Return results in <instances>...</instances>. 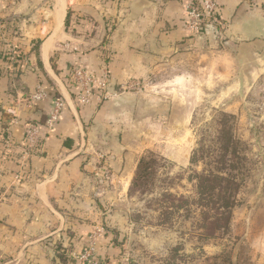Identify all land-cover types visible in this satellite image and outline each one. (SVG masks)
I'll use <instances>...</instances> for the list:
<instances>
[{
	"label": "crops",
	"instance_id": "obj_1",
	"mask_svg": "<svg viewBox=\"0 0 264 264\" xmlns=\"http://www.w3.org/2000/svg\"><path fill=\"white\" fill-rule=\"evenodd\" d=\"M192 1L200 0H0V140L22 142L28 124L44 128L63 103L43 150L24 165L16 148L3 158L0 144V264H67L61 256L85 244L90 210L127 197L154 103L179 110L217 60H264V7L217 0L226 24L218 39L187 33ZM11 46L27 55L15 67L1 59ZM75 66L98 79L107 72L115 96L81 104ZM38 86L47 97L31 100Z\"/></svg>",
	"mask_w": 264,
	"mask_h": 264
},
{
	"label": "rangeland",
	"instance_id": "obj_2",
	"mask_svg": "<svg viewBox=\"0 0 264 264\" xmlns=\"http://www.w3.org/2000/svg\"><path fill=\"white\" fill-rule=\"evenodd\" d=\"M247 62L217 60L216 72L197 74L196 95L179 110L160 113L154 103L157 121L138 144L156 160L154 174L115 205L90 210L86 238L104 229L101 256L111 250L113 264H264V60ZM202 174L235 182L231 226L214 235L207 221L216 204L198 193ZM87 240L71 247L67 264H79L74 255Z\"/></svg>",
	"mask_w": 264,
	"mask_h": 264
},
{
	"label": "built area",
	"instance_id": "obj_3",
	"mask_svg": "<svg viewBox=\"0 0 264 264\" xmlns=\"http://www.w3.org/2000/svg\"><path fill=\"white\" fill-rule=\"evenodd\" d=\"M254 8H263L264 0H246ZM226 24L222 17L220 6L217 0H200L199 2H189L185 7V30L189 34H201L206 32L207 34H214L216 38L221 39L223 30H225ZM18 47L11 46L8 49V55L10 56L11 66L14 63H21L18 60ZM69 76L71 82L76 87L78 92V99L83 105H90L93 102H103L115 96L110 91V80L108 73L106 72L102 78H99L90 73L86 68L82 66H75L69 70ZM47 97V94L43 87L38 86L35 93L32 95L31 100L41 101ZM63 110V103L61 101H55L53 108L49 114V118L45 127L38 124H28L25 127L24 140L18 144L8 137L5 142L7 151L11 149H17L19 151V159L22 165L27 160L38 154L43 150L48 133L53 131L59 122L61 113ZM105 235L103 228H98L88 235L87 246L79 254H75L76 260L79 264H106L104 258L99 252V240Z\"/></svg>",
	"mask_w": 264,
	"mask_h": 264
},
{
	"label": "trees",
	"instance_id": "obj_4",
	"mask_svg": "<svg viewBox=\"0 0 264 264\" xmlns=\"http://www.w3.org/2000/svg\"><path fill=\"white\" fill-rule=\"evenodd\" d=\"M38 46V44H36ZM18 60H24L25 56L27 55L24 54L22 49L18 48ZM3 60H6L7 62L10 61V56L8 55V51H6L3 54V57L1 58ZM20 65L17 62L14 63V67ZM2 141V142H1ZM3 143V144H2ZM1 146H5V138L0 140ZM17 155V150H11L10 152L3 151L2 156L3 158H11L14 159L15 156ZM193 162L197 161L196 157V152L193 155L192 158ZM156 164L155 159H151L148 161L146 158H142L139 166L137 173L132 181L131 188H130V193L134 192L135 188L139 186H145V184L149 181V178L154 174V172H151L150 170L153 169V167ZM198 193L201 196V199H205L210 197L212 201H214V207L216 209L215 214L210 216L208 221H207V227L211 228L212 227V232L211 235H214L217 232L220 231H226L230 228L231 226V209L234 207V196L230 193V189L232 186L235 185V182L230 180L228 177H223V176H217L215 174H210V175H199L198 176ZM221 188V193L222 196L220 197V200H218L215 196H217V191L218 189ZM173 199H175V196L172 194L170 195ZM215 197V198H214ZM214 199V200H213ZM214 233V234H212ZM66 253V252H64ZM102 257L104 258V261L106 264H113V255L103 253ZM62 262L66 263L68 262V257L62 255Z\"/></svg>",
	"mask_w": 264,
	"mask_h": 264
}]
</instances>
